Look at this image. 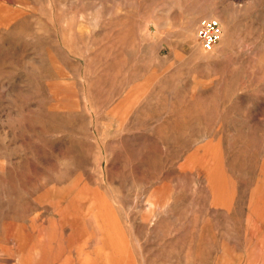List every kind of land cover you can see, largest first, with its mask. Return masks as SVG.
Returning a JSON list of instances; mask_svg holds the SVG:
<instances>
[{
	"label": "rangeland",
	"instance_id": "374dc122",
	"mask_svg": "<svg viewBox=\"0 0 264 264\" xmlns=\"http://www.w3.org/2000/svg\"><path fill=\"white\" fill-rule=\"evenodd\" d=\"M46 263L264 264V0H0V264Z\"/></svg>",
	"mask_w": 264,
	"mask_h": 264
},
{
	"label": "built area",
	"instance_id": "2783aa9c",
	"mask_svg": "<svg viewBox=\"0 0 264 264\" xmlns=\"http://www.w3.org/2000/svg\"><path fill=\"white\" fill-rule=\"evenodd\" d=\"M221 35V25L214 17H208L201 20L197 28V39L201 47L210 51L214 48Z\"/></svg>",
	"mask_w": 264,
	"mask_h": 264
},
{
	"label": "bare ground",
	"instance_id": "6f19581e",
	"mask_svg": "<svg viewBox=\"0 0 264 264\" xmlns=\"http://www.w3.org/2000/svg\"><path fill=\"white\" fill-rule=\"evenodd\" d=\"M24 257V256H23ZM47 264V263H46Z\"/></svg>",
	"mask_w": 264,
	"mask_h": 264
}]
</instances>
